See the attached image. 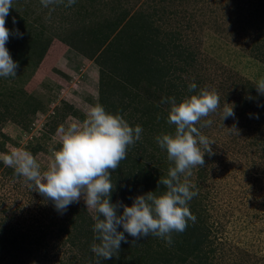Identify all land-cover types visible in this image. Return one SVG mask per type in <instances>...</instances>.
Here are the masks:
<instances>
[{
	"label": "rangeland",
	"instance_id": "obj_1",
	"mask_svg": "<svg viewBox=\"0 0 264 264\" xmlns=\"http://www.w3.org/2000/svg\"><path fill=\"white\" fill-rule=\"evenodd\" d=\"M262 5L264 0H76L69 7L57 0L45 8L40 0H13L6 27L19 29L23 38L10 35L6 44L18 68L16 76L0 78V155L27 151L43 172L60 147L58 129L82 126L90 107L103 105L143 129L127 158L110 170L112 203L131 206L129 197L166 192L159 181L174 166L155 140L175 133L167 122L171 104L162 100L175 97L179 104L201 89L215 92L218 109L196 125L212 154L181 177L197 192L188 207L206 227L202 254L209 260L176 257L194 239L185 231L173 232L170 245L151 235L127 239L157 252L162 264H264V142L257 143L264 129L257 104L264 97L255 87L264 79ZM155 38L182 70L170 68L168 77L145 72V58L159 51ZM191 83L197 84L193 92ZM226 107H233L235 119L223 121ZM207 119L212 125L201 127ZM95 215L83 199L60 214L0 162V264H96L86 249ZM119 255L110 264L127 262Z\"/></svg>",
	"mask_w": 264,
	"mask_h": 264
},
{
	"label": "clouds",
	"instance_id": "obj_2",
	"mask_svg": "<svg viewBox=\"0 0 264 264\" xmlns=\"http://www.w3.org/2000/svg\"><path fill=\"white\" fill-rule=\"evenodd\" d=\"M40 2L49 8L57 0ZM75 3L76 0H67L69 7ZM12 8L13 0H0V78L16 76L18 68L6 47L10 35L23 38L19 29L13 32L6 27ZM255 87L259 96L264 97V79L258 80ZM196 89V83L188 86L189 92ZM162 103L171 104L167 122L175 125V133L158 135L155 140L159 148L167 152V159L174 166L169 169L167 177L159 181L160 185L166 186V192L159 196L150 192L129 197L131 206L123 201L112 203L110 170H116L127 158L128 148L141 140L143 129L140 125L130 126L121 115L107 112L103 105L91 106L82 126L73 124L67 129H58L60 147L52 152L51 162L43 172L37 159L27 151L0 155V162L13 168L16 177L23 178L29 187L51 201L60 214L66 213L70 205L81 199L87 209L95 210L92 227L95 235L90 250L96 257V264L112 259L120 251L122 242H129L128 236L139 241L151 235L170 245L171 234L182 233L187 221L196 219L188 204L197 192L191 190L186 180L181 182V177L191 176L193 168L205 165V155L212 154V143L196 125L202 118L216 112L219 97L215 92L201 89L179 104L175 97L166 98ZM257 106L264 108V104L258 103ZM230 117L236 118L234 109L226 107L223 121ZM249 118L259 119V114L250 113ZM212 123L207 119L201 127Z\"/></svg>",
	"mask_w": 264,
	"mask_h": 264
},
{
	"label": "trees",
	"instance_id": "obj_3",
	"mask_svg": "<svg viewBox=\"0 0 264 264\" xmlns=\"http://www.w3.org/2000/svg\"><path fill=\"white\" fill-rule=\"evenodd\" d=\"M261 8L263 9L264 5H262ZM260 15L262 16L261 13H260ZM155 40H156L155 41L156 45H158L157 49L159 50V51H157V54H156V56L158 58L155 57V56L151 57V58L150 57L149 58H145V61H144L145 62V72L147 74L151 75V76H154V72H156V73H159V74L163 75L164 77H166V76L168 77V76H170L169 75L170 68H172V69L175 68V69H178V70L179 69L182 70L180 67L175 66L174 62L172 60H168V58H166V54L162 51L163 48L161 49V45L158 43L159 40L157 38H155ZM151 42H152L151 45L155 44L153 41H151ZM71 47H73V46L71 45ZM167 51L169 53L171 50L168 48L166 50V53H167ZM151 55H154V54L151 53ZM85 56L88 57V55H85ZM175 86L177 87V85H175ZM109 96L111 97L113 95H109ZM259 110H260V112H264V108L260 107ZM262 115L264 116V114H262ZM257 134H258L257 135V137H258L257 143H262L263 144V142H264V129L263 130L261 129L260 131L258 130ZM134 163H135V160H134ZM73 218H75V217L73 216ZM73 218H70V220L68 222H70L71 224L74 223V219ZM68 225H70V224H67V226ZM93 225H94V221H91V223H90L91 230H92ZM205 229H206V227H205L204 223H202L201 220H198V221L188 220L187 221V227L185 229V235L187 234L189 237H194V239H193L192 242H189L186 246H184L185 247V251L182 252V249H181L180 254L177 253L176 257L181 255V258L184 261H187L188 259H191L192 261H195V262H198V263L199 262H203V261L207 262V260H209V257L207 255L204 256L202 254L203 253V251H202L203 250V245L206 242H204L205 241L204 238L203 239L201 238L202 235H203L202 233L205 231ZM65 230H67V229L65 228ZM207 231L208 230H206V232ZM195 232H197V234H198L197 236H196ZM86 233H87L86 236L89 239L88 242H87V245H86V249H89V251H90L89 255H92L91 261H93L94 259H96V257L91 252L90 246L94 242V235L95 234H93V231H91L89 233L86 232ZM79 234H80V232H77V235H79ZM86 236L83 234V237H86ZM14 238H15V235H14ZM195 238H197L198 241ZM96 242L99 243L98 241H96ZM140 244H141V242H137V243L136 242H132L131 243V241H129V243H123L122 242L121 247H124V249L128 247V250L126 251V250H121L120 249L119 252L121 254H124V255H119V256H126L128 264H134L135 262H137V264H158V263L161 262V260H164L163 263H165V259H163V258L162 259L161 258H154L155 257L154 254H156L157 252H154V254H151L150 251H148V249L145 248V245H140ZM149 248H150V250L152 249V251L155 250V249H153L151 247H149ZM157 250H159V248H157ZM119 252L115 253L114 257ZM125 252H127L128 255H125V254H127ZM169 256H170V258H172L174 256V254H169ZM176 257H175V259H176ZM173 259H174V257H173ZM110 261H111V259L110 260H102L101 264H110ZM173 261L174 260H172L170 262L173 263ZM126 263H124V264H126ZM160 264H162V263H160Z\"/></svg>",
	"mask_w": 264,
	"mask_h": 264
}]
</instances>
